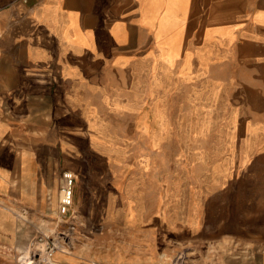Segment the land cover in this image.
I'll use <instances>...</instances> for the list:
<instances>
[{
    "label": "crops",
    "instance_id": "1",
    "mask_svg": "<svg viewBox=\"0 0 264 264\" xmlns=\"http://www.w3.org/2000/svg\"><path fill=\"white\" fill-rule=\"evenodd\" d=\"M141 92L152 106L162 93L163 122L184 125L179 166L221 173L213 180L228 185L264 170L255 168L264 165V0H0L2 202L19 198L35 211L51 176L60 181L65 169L89 175L79 158L86 141L103 166L96 186H104L107 157L127 160V137L82 125L106 124L108 115L135 123ZM130 134L138 132L130 126ZM116 137L118 147L107 143ZM95 180L88 182L95 187ZM122 200L111 218L97 201L82 199V219L117 220L120 234L113 248L97 257L85 251L82 260L156 264L154 235L169 239L170 212L154 225L149 215L139 219L138 199ZM26 214L18 215L29 224L27 238L0 207V264H18L15 255L39 224ZM188 220L179 216L173 226L194 231ZM248 248L198 264H264V245ZM71 253L58 256L82 261Z\"/></svg>",
    "mask_w": 264,
    "mask_h": 264
},
{
    "label": "rangeland",
    "instance_id": "2",
    "mask_svg": "<svg viewBox=\"0 0 264 264\" xmlns=\"http://www.w3.org/2000/svg\"><path fill=\"white\" fill-rule=\"evenodd\" d=\"M143 95L141 92L142 97ZM156 99L159 106H152V99L148 100L145 95L141 98L138 110L131 117L135 123L128 124L125 117L108 115L106 124L95 127L90 124L82 125L88 132L97 130L115 133L118 137L123 133L127 137L129 149L127 160L111 155L107 157V164L101 171L104 186L98 188V171L103 166L98 163L96 155L90 154L88 141L84 143V150L79 158L83 162L88 161L90 172L89 175L76 173L75 191L78 194L75 195L74 218L62 219L57 215L56 196H59L60 181L53 175L46 184L41 209L36 207L37 210L34 211L28 204L14 200L19 198L11 197L9 203H3L0 198V207L10 214L12 224L17 227L20 224L19 228H23L27 238L29 224L25 221L26 226L28 224V228H25L23 218L18 215L26 210V219L39 223L45 231L73 226V248L61 244L63 251L59 253L69 259L73 254L67 255L65 251L72 250L82 260L87 258L86 252L97 257L105 249L113 248L115 241L120 239V234L116 233L119 224L117 220L99 217L82 219V199L97 201L95 208L103 207L111 218L118 215L122 199H138L140 220L149 215L152 217L151 222L157 225L162 222L159 217L161 211L168 210L171 215L173 229L170 230L169 239L163 232L156 231L154 235L158 254L156 264H198L201 258H220L228 249L239 250L264 245V170H254L246 178L241 177L228 185L225 179L213 180L212 176L221 173L198 172L191 165L188 168L179 166L182 158L180 144L182 147L184 143L179 137L184 125L163 122L166 111L163 108L162 93L157 94ZM154 115L159 117V121L151 123ZM130 126L133 132H138L137 136L130 134ZM120 141L117 138L107 143L118 147ZM257 167L263 168L264 165L256 164L255 168ZM92 177L97 179L94 181L95 187L88 182ZM179 216L184 224L186 220H192L195 230L192 231L187 226V231L184 232L179 226L174 227ZM163 235L167 237L166 240H163ZM19 253L15 255L18 264ZM75 263L93 264V261L90 259Z\"/></svg>",
    "mask_w": 264,
    "mask_h": 264
},
{
    "label": "built area",
    "instance_id": "3",
    "mask_svg": "<svg viewBox=\"0 0 264 264\" xmlns=\"http://www.w3.org/2000/svg\"><path fill=\"white\" fill-rule=\"evenodd\" d=\"M75 180L76 174L73 171L67 169L62 171L57 208L62 219L69 216L74 204ZM33 227V234L28 239L26 247L17 256L21 264H77L62 260L58 256V253L63 251L61 244L68 248L72 245L73 226L54 231H45L39 224H34Z\"/></svg>",
    "mask_w": 264,
    "mask_h": 264
},
{
    "label": "bare ground",
    "instance_id": "4",
    "mask_svg": "<svg viewBox=\"0 0 264 264\" xmlns=\"http://www.w3.org/2000/svg\"><path fill=\"white\" fill-rule=\"evenodd\" d=\"M72 252V250H68V251H65V253L68 255V254H72L71 253ZM26 262V261H25ZM27 263V262H26Z\"/></svg>",
    "mask_w": 264,
    "mask_h": 264
}]
</instances>
